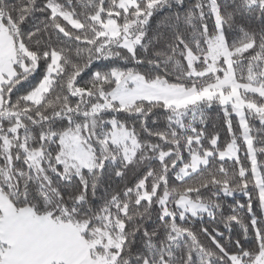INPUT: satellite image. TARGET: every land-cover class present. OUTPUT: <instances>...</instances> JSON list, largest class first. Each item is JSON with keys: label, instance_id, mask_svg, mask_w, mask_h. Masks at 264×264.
<instances>
[{"label": "snow or ice", "instance_id": "obj_1", "mask_svg": "<svg viewBox=\"0 0 264 264\" xmlns=\"http://www.w3.org/2000/svg\"><path fill=\"white\" fill-rule=\"evenodd\" d=\"M0 264H264V0H0Z\"/></svg>", "mask_w": 264, "mask_h": 264}, {"label": "trees", "instance_id": "obj_2", "mask_svg": "<svg viewBox=\"0 0 264 264\" xmlns=\"http://www.w3.org/2000/svg\"><path fill=\"white\" fill-rule=\"evenodd\" d=\"M210 115L213 118H217V109L214 107L212 110H210ZM217 124L220 125V131H221V140L222 142L227 139V133L224 130L223 126L221 125L219 119H217Z\"/></svg>", "mask_w": 264, "mask_h": 264}]
</instances>
